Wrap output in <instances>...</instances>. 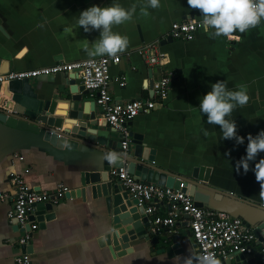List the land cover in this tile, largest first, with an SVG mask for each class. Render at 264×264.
I'll use <instances>...</instances> for the list:
<instances>
[{
  "label": "crops",
  "instance_id": "obj_1",
  "mask_svg": "<svg viewBox=\"0 0 264 264\" xmlns=\"http://www.w3.org/2000/svg\"><path fill=\"white\" fill-rule=\"evenodd\" d=\"M112 2L0 0V73L96 58L89 57L85 49L99 37V30L85 32L76 20L82 10ZM118 2L126 9L135 4L136 12L131 20L113 26L114 31L129 38L127 48L115 58L110 57L109 90L113 100L148 98L152 94L151 83L163 71L176 74L164 104L139 114L131 123L133 133L143 135L147 156L182 176L191 177L194 169L199 168L201 176L207 179L205 183L218 191L202 189L210 194L204 207L239 216L255 227L264 218V199L252 168L264 158V151L250 161L247 173L242 167L236 171L235 165L246 155L248 134L256 135L264 129V22L245 33L234 32L231 38L211 37L200 29L192 40L161 42L160 49L167 59L163 66H150L140 49L166 35L175 21L202 18L201 12L190 7L187 0H160V7L148 8L147 15L140 11L145 0ZM30 79L40 95L57 100L55 115L66 117L69 76L61 72ZM220 80L226 81L231 90L244 86L249 95L248 102L237 106L230 117L236 120L238 134L245 137L242 144L235 139H222L220 125L208 124L207 114L199 111L200 98L210 91L212 83ZM77 82L82 84L79 79ZM11 96L7 84L0 97V108L12 103ZM96 117L99 125L93 128H106L111 139L120 141L119 133L108 123L106 127L102 125L106 120L97 103ZM71 123L64 125L71 127ZM29 126H12L0 120V192L12 190L9 176L14 172H21L31 186L53 191L64 184L71 192L82 187L84 171L102 169L104 152L99 149L84 144L76 149L58 148L44 139L43 131ZM11 205L10 200L0 199V264H16L15 257L24 252L18 244L21 234L7 218ZM153 205V215L168 214L169 207L163 201ZM44 210L45 217L51 213L54 216L34 232V264H181L180 257L187 256L189 250L195 253L191 229L185 221H179L161 227V244L145 243L135 246L132 252L113 254L108 244L99 241L110 230L111 215L104 198H94L90 189L85 197L66 195L52 210ZM171 235L180 237L181 249L162 251L173 244L167 240ZM260 248H264L263 243Z\"/></svg>",
  "mask_w": 264,
  "mask_h": 264
},
{
  "label": "built area",
  "instance_id": "obj_2",
  "mask_svg": "<svg viewBox=\"0 0 264 264\" xmlns=\"http://www.w3.org/2000/svg\"><path fill=\"white\" fill-rule=\"evenodd\" d=\"M202 18H193L184 21H175L166 35L159 37L152 43L145 44L140 53L145 57L150 66H163L167 54L160 49L164 39L192 40L198 30L202 29ZM111 59L109 56L77 60L71 62H58L51 66L29 70H9L0 73V97L5 85L15 79L32 78L41 75L66 73L74 75L86 89L92 90L97 105L102 110V115L109 127L120 135L121 148L126 153L133 140L131 123L141 113H149L158 106H162L169 97L174 71H163L151 86V96L148 98H134L119 102L113 100L109 87L112 81L110 71ZM121 84L125 81L121 79ZM19 155H16L18 157ZM110 174L123 182L126 189L140 203H147V211L154 214L156 201H163L169 207L167 215H155L153 223L173 226L179 221H185L191 229V235L195 243V254H212L220 262L231 257L236 251H250L253 242L257 241L254 232L255 227L247 225L239 216H233L225 211L200 207L196 204L192 195L183 190V184L179 188L169 187L156 182H143L137 179L128 169L127 164L121 167H112ZM12 190L0 192L1 200H10L11 208L7 213L8 221L17 227L21 234L18 244L28 247L35 230L40 226V221L35 214L40 203H59L70 188L59 184L55 190L49 191L40 187L31 186L21 172H14L9 176ZM32 252L28 249L15 257L16 264H34ZM262 262L264 263V248L262 249Z\"/></svg>",
  "mask_w": 264,
  "mask_h": 264
},
{
  "label": "water",
  "instance_id": "obj_3",
  "mask_svg": "<svg viewBox=\"0 0 264 264\" xmlns=\"http://www.w3.org/2000/svg\"><path fill=\"white\" fill-rule=\"evenodd\" d=\"M169 37L162 42L172 41ZM74 75L69 76L71 85L65 94L69 101V111L66 117L55 115L58 107L56 99H46L40 95L31 83L30 78L15 79L9 82V90L12 93L11 102L7 108H0V120L12 126L26 127L43 131L44 139L58 148L76 149L79 144L92 146L100 152L118 151L122 159L110 164L103 158V167L98 171H84L82 174V187L67 193L71 195L86 196L87 190L92 191L94 198H104L112 221L110 230L100 237L102 245H109L113 254L122 255L132 252L135 246L143 244H161V227L153 223L155 215L147 211L148 204L140 203L125 187L122 181L110 174L111 168L121 167L127 164L129 171L143 182H156L169 187L179 188L183 184V190L188 191L197 205L204 207L208 202L210 190L218 193L214 188L205 183L206 178L201 176L199 168H195L190 176H182L167 170L149 159L143 135L133 133L130 149L125 153L121 148V142L110 138L106 128L95 129L99 125L96 117V101L94 96H89L92 90L86 89L83 84L77 82ZM74 84V85H73ZM153 82L151 83V86ZM67 119L76 120L71 123ZM65 123H71V127H65ZM104 127L107 121L102 123ZM132 145L134 148L132 149ZM203 181V182H202ZM204 189V190H202ZM217 198V196H216ZM45 207V208H44ZM44 209H53V203H40L35 214L40 221V227L45 220L54 216H44ZM17 228V227H16ZM258 241L253 242L251 250L236 251L231 255L228 264H264L262 262V249L264 244V218L254 228ZM173 244L162 248V251L171 253L181 249L180 237L171 235L167 237ZM23 251H33V245H22Z\"/></svg>",
  "mask_w": 264,
  "mask_h": 264
},
{
  "label": "clouds",
  "instance_id": "obj_4",
  "mask_svg": "<svg viewBox=\"0 0 264 264\" xmlns=\"http://www.w3.org/2000/svg\"><path fill=\"white\" fill-rule=\"evenodd\" d=\"M192 8L201 12V26L205 33L211 37L225 36L231 38L234 32L245 33L264 22V0H187ZM160 7V0H145L141 7L142 14H148V8ZM136 12L133 4L126 9L118 0L100 6L92 5L82 10L76 23L83 26L85 32L99 30V37L86 47L89 57L109 56L115 58L122 53L129 44L126 35L114 31V25H120L131 20ZM249 100V95L244 86L238 85L237 90L228 89L226 81L220 80L211 84L210 91L200 98L199 111L207 114V123L220 125L222 139H235L236 143H244L245 137L237 132L236 120L231 119V113L237 106H244ZM246 155L236 162L235 169L244 172L250 168V161H255L257 155L264 151V129L258 134L247 136ZM103 158L110 164H115L122 159L118 151L105 152ZM252 171L256 180L260 182V196L264 199V158L255 163ZM180 257V256H179ZM181 264H220L212 254L196 255L191 250L189 254L180 257Z\"/></svg>",
  "mask_w": 264,
  "mask_h": 264
}]
</instances>
